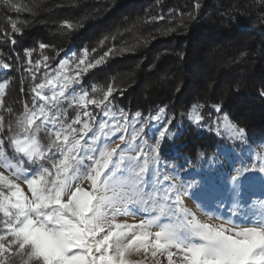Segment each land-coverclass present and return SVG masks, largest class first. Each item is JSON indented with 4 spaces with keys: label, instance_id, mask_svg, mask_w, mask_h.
Returning <instances> with one entry per match:
<instances>
[{
    "label": "trees",
    "instance_id": "trees-1",
    "mask_svg": "<svg viewBox=\"0 0 264 264\" xmlns=\"http://www.w3.org/2000/svg\"><path fill=\"white\" fill-rule=\"evenodd\" d=\"M0 61L10 65H0V81L8 82L0 104L5 132L9 124L19 131L24 105L32 107V88L45 83L44 89L67 85L68 96L86 90L89 100L103 99L111 87L104 104L88 105L91 124L100 116L140 112L144 121L160 113L167 125L160 161L182 177L214 173L224 153L264 142V0H0ZM73 63L82 65L77 76ZM66 105V122L77 112L87 119L81 108ZM194 106L199 128L191 119ZM225 115L245 130L244 140L231 135ZM51 130L41 128L42 145Z\"/></svg>",
    "mask_w": 264,
    "mask_h": 264
},
{
    "label": "snow or ice",
    "instance_id": "snow-or-ice-1",
    "mask_svg": "<svg viewBox=\"0 0 264 264\" xmlns=\"http://www.w3.org/2000/svg\"><path fill=\"white\" fill-rule=\"evenodd\" d=\"M65 24L68 28L74 27ZM11 27L20 32L15 23ZM10 42L15 44L16 40L11 38ZM39 47L43 49L46 45ZM25 54L30 56L31 50L26 49ZM99 63L101 61H96ZM0 65L5 69L10 67L2 61ZM7 83L6 80L0 82V104ZM45 86L40 83L32 88V107L24 105L23 115L16 122L19 131L9 124L5 132L4 117L0 116V168L17 179L22 176L30 190V196L24 195L15 180L0 172V264H132L127 258L128 253L141 249L150 252L154 258L158 253L166 255L167 264H174L176 254H179V264H264V211L253 213L252 218L239 225L231 220L215 226L200 223L195 213L184 208L179 185L166 173L163 175V180L168 183L166 189L146 191L151 169L154 167L158 171L159 168L165 131L158 132L159 139L148 146V151L138 144L137 156L127 158V162L120 144L111 148L105 145L96 158L95 152L89 155L86 137L91 133V139L95 140L98 132L108 136L105 131L108 124L101 122L94 129L89 120L94 121L95 117L87 107L104 104L113 89L109 87L101 100H89L86 90L79 96H65L67 85L59 92L54 90L51 97L42 96ZM261 95L264 96V92ZM63 100L68 101V107L81 108L82 116L87 119H82L81 113L77 112L71 122H66L67 108L63 107ZM46 105L55 109L51 117L45 110ZM109 107L110 102L105 105L103 115H109ZM213 108L216 112L222 110L219 104ZM11 111L9 108L8 112ZM164 111V108L159 109L161 113ZM135 116L139 118L141 113L136 112ZM123 119L127 121V117ZM151 119L158 120L159 117ZM191 119L198 128L201 127L199 121L202 118L198 114ZM223 121L233 137L245 139L243 128L230 124L226 115ZM147 123L142 122L136 136L146 132L144 124ZM49 126L53 129L49 133V142L42 145L39 132ZM122 128L117 124L110 130L115 135L121 133ZM118 139L125 141L124 134ZM6 145L12 151L11 158L6 153ZM124 146L127 147V142ZM237 162L241 164L240 168L235 167ZM232 168L236 175H230V179L237 196L243 188L255 187L257 181L264 190V158H261V167L257 168L254 164L247 166L245 157H236L232 160ZM85 181L90 183L91 191L82 187ZM117 186L123 196L116 192ZM110 190L112 196L107 195ZM129 191L134 195L128 196ZM118 204H122L126 212L131 210L129 205L138 204L145 212L157 213L154 220L165 217L168 222L158 224L159 231L154 234L144 231L143 221L139 233L129 231V226L109 223L106 219L109 210L113 217L121 211ZM150 235H154L151 242ZM154 264H160L158 258Z\"/></svg>",
    "mask_w": 264,
    "mask_h": 264
},
{
    "label": "rangeland",
    "instance_id": "rangeland-1",
    "mask_svg": "<svg viewBox=\"0 0 264 264\" xmlns=\"http://www.w3.org/2000/svg\"><path fill=\"white\" fill-rule=\"evenodd\" d=\"M82 61L83 59L81 62ZM71 69H74L75 75L77 76L82 69V65L81 63H73ZM68 70H70L68 67L64 68V71L67 72ZM3 81L5 80H1L0 82ZM60 89V87L53 85L50 88L43 90L44 96L51 97L54 90L59 92ZM64 93L65 96H68V93L65 90ZM66 102V100L62 101L64 108H67ZM45 110L49 112L50 117L55 111V109H51L50 106L47 105ZM198 110V106L192 109V117L198 114ZM156 116L159 117L158 120H152L151 118L144 120L148 121V123L144 124L146 132L142 133L141 136H136V132L141 127L143 121L139 120L137 117L129 118L128 114L123 116L127 117L126 122L123 117H109L106 119L103 116H100L98 118L99 121L95 124L89 122L94 129L99 123L107 122L108 128H106L105 131L109 133L108 136H103L98 132L95 140L91 139L92 134L89 133V136L86 137L90 145L89 155H92V153L95 152L96 158H99V151H102L105 145L111 148L115 147L116 144H120L121 148H123L122 154L125 157V162H127V158L137 156L138 153L136 149L138 144L142 145L145 151H148V146L155 144L156 140L159 139L158 132L165 131L166 133L167 131V125H163L160 113H155L152 117ZM117 124L123 126L122 132L113 135L110 129ZM48 128H51V126ZM120 134H124L125 141H120L118 139ZM133 137H135V139H133ZM162 141L163 140H161V142ZM125 142H127V147L124 146ZM117 151L119 152L120 149H117ZM241 156L245 157L247 166L254 164L257 168L261 167V158H264V142L253 147L250 151H244L237 154L233 151L224 153L221 156L219 163L221 167L216 169L214 173L211 170L206 169L203 172L198 171L195 172V174L190 173L185 177H182V174L178 171H172L169 169V171H167V168L163 167L164 165L160 161L158 171L154 167L151 169L148 180L149 187L146 191L150 193L153 188L161 187L166 189L168 183L163 180V175L166 173L173 179V182L179 185L180 199L183 202L184 208L195 213V216L200 223L215 226L231 220L237 225L244 224L248 219L252 218L253 213L264 211V203H262L264 202V190L261 189L259 181H257L255 187H245L240 191L239 196H237L230 175H236V172L232 168V160ZM248 157H251V159H248ZM13 163L15 162L13 161ZM85 163H87V161H85ZM45 166H48V164L45 163ZM235 167L240 168L241 164L237 162ZM0 172H4L5 176H9V178L15 180V182L20 185L24 195L30 196V190L28 189L27 184L24 183L22 176L17 179L16 177L10 176L9 172L2 168H0ZM257 175H259V173H257ZM192 176L195 177L193 178ZM157 177H159V181L157 180ZM103 178L104 176L102 174L101 180H103ZM82 187H84L86 191H91L90 183L88 181H85ZM116 192L121 196L124 195L123 193H120L119 186L116 187ZM107 195L112 196L113 192L110 190ZM127 195L133 196L134 194L129 191ZM118 206L121 208V211L113 217L109 210L106 219L109 223L129 226V231L135 230L139 233L141 230L139 225L141 221H143L145 224L144 231L154 234L156 231H159V227H157L158 224L161 222H168L165 217H160V220H154L157 213L151 211L145 212L138 204L129 205L128 207L131 210L127 212L124 210L122 204H118ZM225 226L230 225L225 224ZM153 239L154 235H150L149 242ZM127 258L132 261V264H154V261L157 258L159 259L160 264H167L166 255L160 256L158 253L157 257L154 258L151 256L150 252L145 253L143 249L139 252L130 250ZM173 260L174 264H179V254L174 255Z\"/></svg>",
    "mask_w": 264,
    "mask_h": 264
}]
</instances>
